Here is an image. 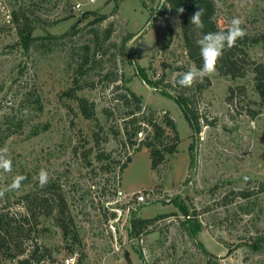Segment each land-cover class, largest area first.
I'll return each instance as SVG.
<instances>
[{
  "label": "rangeland",
  "instance_id": "1",
  "mask_svg": "<svg viewBox=\"0 0 264 264\" xmlns=\"http://www.w3.org/2000/svg\"><path fill=\"white\" fill-rule=\"evenodd\" d=\"M214 1L221 26L239 17L244 37L264 35V0ZM158 7L159 0H0V149L12 162L11 171L0 169V191L25 177L18 191L0 197V213H22L32 228L36 219L26 196L52 203L62 194L78 234L65 237L53 216L33 207L38 224L24 241L50 249L43 264H63L71 256L77 264H264V241L257 246L264 238V105L255 75L233 79L216 70L206 76L196 133L166 87L195 65L173 12V40L163 52L169 28ZM19 8L35 25L29 49L12 21ZM246 49L264 64V45ZM129 91L142 98L144 130L137 134L132 123L125 130L134 107L121 97ZM81 98L95 104L94 119L82 115ZM151 112L164 127L165 116L173 118L181 141L156 170L142 145L152 130L146 123ZM101 154L109 156L100 160ZM42 168L49 174L44 186ZM119 187L145 194L148 204L118 220L110 209L125 208L115 203ZM182 209L201 224L198 234L190 233ZM129 215L167 216L133 237ZM17 261L0 248V264Z\"/></svg>",
  "mask_w": 264,
  "mask_h": 264
},
{
  "label": "trees",
  "instance_id": "2",
  "mask_svg": "<svg viewBox=\"0 0 264 264\" xmlns=\"http://www.w3.org/2000/svg\"><path fill=\"white\" fill-rule=\"evenodd\" d=\"M171 4V9L167 7L162 8L161 13L166 17L167 25L169 28V40L167 45L163 48V52L166 51L173 40V28L171 21L168 18V12H173L179 15L181 34L183 38L184 47L186 49L188 59L194 63L196 67L202 66V59L200 56V49L196 43L197 39L201 35L207 32H217L227 28V26H221L219 24L218 6L214 0H168ZM183 7L185 11L178 13L177 9ZM198 7L205 9V13L202 16L203 28L196 29L190 24V17L198 10ZM12 21L15 24L18 36L20 38L21 45L23 48L29 49L35 38L32 36L35 25L33 20L30 18L26 9L19 8L12 12ZM106 39L110 38L112 34V28L106 30ZM131 36L128 40L133 39ZM264 45V35L254 36L252 38L243 37L238 39L234 47L228 49L225 48L223 56L220 58L216 70L221 76H230L233 79L238 77H244L247 72L251 71L255 75V90L261 98V103L264 105V64L252 60L246 47L247 45ZM179 74L174 85H167V88H172L174 95L171 96L175 99L176 103L185 115L186 120L193 127L196 133L201 132L200 126V115L197 106L198 95L205 90L210 81L207 77L204 78L203 83H194L192 87L186 88L181 87L177 81L180 78ZM143 80L148 81L146 76H142ZM150 83V82H149ZM128 90V89H127ZM166 92V91H165ZM125 100L127 107L132 108L125 119V130H128V124L132 123L135 126L134 133L143 132L144 116L142 112V98L129 91V96H122ZM79 108L82 115L86 119H94L95 117V104L90 103L87 99L81 98L78 100ZM105 114L111 115L108 109L104 110ZM142 114V115H141ZM153 114L150 113V118L146 119L147 125L152 129L151 133L147 136L145 141H142V145L146 146L150 150V157L152 160V169L156 170L164 161L166 156H172L178 152V146L180 144V136L177 129V124L173 118L169 115L165 116V125L157 122L153 119ZM171 130V133H167V129ZM2 143H0L1 147ZM139 151V149H138ZM109 155L101 154L99 159L103 160L108 158ZM131 157L127 158V163L122 165V170L127 168L128 163L131 162ZM30 200L31 206L29 211L35 217V223L33 227H27L30 224V219L24 214H12L11 212L0 213V248L5 249L9 254L10 258H18L17 264H43L45 260L51 258L50 249L46 246L36 242L34 245H27L24 241L29 240L32 232L35 231L36 225L38 224L37 213L33 210L36 208L43 207V215L46 217L53 216L57 226L63 232L65 237H78V234L73 230V219L69 214L68 204L62 194H58L57 197L52 200L40 199L38 195L26 196ZM24 199V196H23ZM24 204V203H23ZM34 207V209H33ZM185 217H189L191 220V226L189 227L191 234H198L201 230V224L197 221H192L191 215L188 210L182 209ZM167 216V215H165ZM157 216L151 219L134 218L132 220V228L130 230L131 236L140 237L143 235L145 229L153 224L158 218L165 217ZM193 222V223H192ZM264 238L258 240L257 246L261 245ZM205 255H210L206 249L202 248ZM55 264L53 261L52 264ZM211 264V263H210Z\"/></svg>",
  "mask_w": 264,
  "mask_h": 264
},
{
  "label": "clouds",
  "instance_id": "3",
  "mask_svg": "<svg viewBox=\"0 0 264 264\" xmlns=\"http://www.w3.org/2000/svg\"><path fill=\"white\" fill-rule=\"evenodd\" d=\"M167 7L171 9V4L168 0H159V7ZM185 9L180 7L177 9L178 13H183ZM205 13V9L198 7V10L190 17V24L196 29L203 28L202 16ZM243 20L239 17H233L227 28L217 32H207L197 39L196 43L200 49V56L202 59V66H193L186 72L180 75L177 83L181 87L190 88L194 83H203L206 76H210L215 73L217 64L220 58L223 56L225 48H232L235 46L238 39H242L246 35L245 29L242 27ZM25 109V114H27ZM12 162L7 157V149H0V169L4 171H11ZM48 172L45 169H41L38 174L39 183L44 186L48 181ZM25 179L24 176H16L12 183L7 186L4 191H0V197L4 195L5 191H18L21 188L22 181Z\"/></svg>",
  "mask_w": 264,
  "mask_h": 264
},
{
  "label": "built area",
  "instance_id": "4",
  "mask_svg": "<svg viewBox=\"0 0 264 264\" xmlns=\"http://www.w3.org/2000/svg\"><path fill=\"white\" fill-rule=\"evenodd\" d=\"M81 4H78L77 7L80 8ZM115 196H116V200L115 203L119 204L121 203L122 205H125V208H121V207H113L110 210L112 212H117L119 213L118 216V220L120 219V216L123 214V212H127V214L129 212H131V214L137 209L138 206L141 205H145L148 204V196H146L143 193H126L124 192V190L119 187L116 191H115ZM139 194H143V195H139ZM130 217L127 216V221L129 223V231L132 228V220L134 219L132 217V215H129ZM112 228H114L112 226ZM63 264H77V259L74 256H71L69 258H66L64 260Z\"/></svg>",
  "mask_w": 264,
  "mask_h": 264
}]
</instances>
